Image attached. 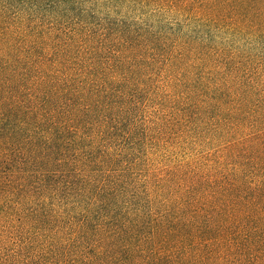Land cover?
I'll use <instances>...</instances> for the list:
<instances>
[{"label":"trees","instance_id":"1","mask_svg":"<svg viewBox=\"0 0 264 264\" xmlns=\"http://www.w3.org/2000/svg\"><path fill=\"white\" fill-rule=\"evenodd\" d=\"M0 264H264V0H0Z\"/></svg>","mask_w":264,"mask_h":264}]
</instances>
